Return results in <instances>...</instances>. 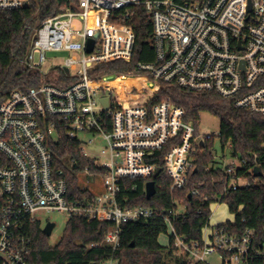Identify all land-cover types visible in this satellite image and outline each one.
I'll use <instances>...</instances> for the list:
<instances>
[{"label": "built area", "instance_id": "2783aa9c", "mask_svg": "<svg viewBox=\"0 0 264 264\" xmlns=\"http://www.w3.org/2000/svg\"><path fill=\"white\" fill-rule=\"evenodd\" d=\"M25 4L29 0H0V11L24 9ZM133 7H142L151 18L154 59L137 65L139 77L115 76L119 80L114 88L104 83L109 77L94 80L89 72L117 60L130 62L134 34L109 20L113 12ZM34 36L21 63L38 74L40 84L13 91L0 104V264H28L30 227L40 224L43 229L42 218L50 213L111 224L101 244L88 247L110 250V258L102 264H119L114 255L123 225L156 218L170 232L177 254L189 262L207 264L205 258L215 255L220 264H264V235L258 238L253 230L237 232L225 223H208L199 240L188 243L172 227V220L181 215L177 208L121 209L116 201L122 180L155 176L159 168L152 163L154 155L175 140L179 145L171 148L164 169L172 178L171 192L182 191L199 148L210 137L195 135L192 122L184 121V111L170 102L118 108L119 94L124 99L131 95L133 83L123 84L124 79L162 82L192 94L214 93L233 100L237 109L264 116V0H76L75 11L46 19ZM90 39L94 45L88 54ZM48 52L71 55L62 66L44 72ZM57 70L71 81L68 85L50 83L57 81ZM103 98L109 102L106 111L100 103ZM57 128L77 140L87 158L80 136L92 137L87 145L95 136L103 138L105 147L97 157L103 162L92 159L104 172L102 194L79 200L68 197L65 181L53 173L46 145ZM239 167L232 162L222 168L223 194L248 187V182L235 177Z\"/></svg>", "mask_w": 264, "mask_h": 264}, {"label": "trees", "instance_id": "16d2710c", "mask_svg": "<svg viewBox=\"0 0 264 264\" xmlns=\"http://www.w3.org/2000/svg\"><path fill=\"white\" fill-rule=\"evenodd\" d=\"M182 3L183 0H175ZM76 10V0H29L26 8L15 11H0V104L13 91H25L40 84L36 72H31L21 63L28 51L34 30L43 21L64 13ZM112 25H123L130 28L135 43L130 62L117 60L90 70L89 76L94 80L105 79V85L116 88L119 78L115 76L136 75L140 72L138 64L153 62L152 22L142 7H133L115 11L109 20ZM57 81H48L55 86L64 87L71 81L64 72L56 71ZM132 84L131 95L124 99L121 94L117 99L118 108L143 106L151 108L162 102L181 108L185 113V122L197 126L199 114L206 112L219 120L218 140L221 150L230 149V155L240 167L235 177L248 182V187L235 192L223 194L225 172L217 167L213 156V136L203 142L195 157L193 169L188 175L185 188L171 192L172 178L164 169L166 156L171 148L179 145V140L170 142L156 153L152 163L160 173L147 179H125L119 184L120 192L116 197L121 209L138 207L163 211L176 210L173 204L178 202L184 213L172 220L175 234L185 242L199 240L201 230L209 223L210 206L224 203L234 216L233 224L226 222L228 228L237 232L253 230L258 238L264 235V116L245 112L234 106L233 100L223 99L214 93L192 94L180 90L171 84L162 82H143L139 78L124 79V84ZM137 81V82H136ZM136 83V85H135ZM138 85V86H137ZM145 102H143V100ZM106 129L110 126L107 123ZM195 135L196 130H195ZM46 145L52 155V170L55 176L62 178L67 185L68 197L71 200L90 198L91 192L80 185L78 175L84 171L97 175L104 172L94 166L92 159L84 157L80 143L71 140L62 128H57L54 136L46 138ZM258 166L261 176L255 178L253 169ZM154 182L156 194L147 200L145 184ZM197 194L192 196L191 192ZM190 196V198H189ZM239 208H242L239 211ZM111 224L89 221L85 218L72 217L68 220L59 243L51 248L48 237L42 233L41 225L30 227L32 238L28 264H102L110 258L111 252L104 247L88 248L101 244ZM166 233L162 220L156 218L148 223L137 222L122 226L120 247L114 258L119 264H202L192 263L179 256L171 245L158 244V237Z\"/></svg>", "mask_w": 264, "mask_h": 264}, {"label": "rangeland", "instance_id": "374dc122", "mask_svg": "<svg viewBox=\"0 0 264 264\" xmlns=\"http://www.w3.org/2000/svg\"><path fill=\"white\" fill-rule=\"evenodd\" d=\"M69 55L71 54H68L66 52L46 53V64L42 67V70L44 72H47L48 69L52 66L53 67L62 66L63 60L66 59ZM126 84H130V82L127 81ZM145 100L146 99H144L143 102H145ZM195 130H196L197 135L214 137L212 153L217 163V167L224 168L225 166L230 165L232 162L235 163L236 167H238L237 160L232 158L230 155V149L226 147L223 151L221 150L220 143L217 137L219 134V120L216 117H213L209 113L201 112L199 114V118H198L197 126ZM79 139L82 143L83 152L86 153L90 159H98V161L102 163L103 160L97 157L99 156L100 151L105 147V142L103 138L101 136L93 137V142L91 145H87L86 143L88 142V140L92 139V137L88 135L80 136ZM175 161H176V158L175 160H173L174 164H175ZM78 181L80 185L84 188H87L91 192V194H102L103 193V188L101 185V177L97 175L95 176L93 174H89L84 171L83 173L78 175ZM242 184L243 182H239V185H242ZM176 211L178 214H182L184 212V209L178 206ZM210 213H211V216L209 219L210 225L224 224L227 221L232 222L234 219V216L229 213L228 207L224 203L213 204L210 208ZM42 219L44 222L43 225H45L46 223L45 221L47 220L55 225L47 240L48 246L53 248L59 243L63 235V231L68 222V217L64 214L50 213V214L45 215ZM169 236H170V232L167 230L166 233L161 234L158 237V244L162 247H167L169 243ZM205 261L207 264H220V260L215 255L206 257Z\"/></svg>", "mask_w": 264, "mask_h": 264}, {"label": "water", "instance_id": "95a60500", "mask_svg": "<svg viewBox=\"0 0 264 264\" xmlns=\"http://www.w3.org/2000/svg\"><path fill=\"white\" fill-rule=\"evenodd\" d=\"M26 7V4L25 6ZM36 36H33L32 40H35ZM93 45H94V40L93 39H90L88 40V43H87V47H86V52L89 54L91 53L92 49H93ZM241 69L243 70V64L241 63ZM100 103L102 104L104 110L106 111L108 109V98H103L100 100ZM161 169H157L156 170V173H155V176L158 175L160 173ZM253 176L255 178H258L261 176V172H260V168L258 166H256L254 169H253ZM156 194V190H155V184L154 182L150 181V182H147L145 184V197L147 200H150L154 195ZM190 198V196H189ZM54 224L53 223H47L45 224L44 228L42 229V233L49 237L53 228H54Z\"/></svg>", "mask_w": 264, "mask_h": 264}, {"label": "crops", "instance_id": "0c3cea01", "mask_svg": "<svg viewBox=\"0 0 264 264\" xmlns=\"http://www.w3.org/2000/svg\"><path fill=\"white\" fill-rule=\"evenodd\" d=\"M228 222V221H227ZM214 225H217V224H214Z\"/></svg>", "mask_w": 264, "mask_h": 264}, {"label": "bare ground", "instance_id": "6f19581e", "mask_svg": "<svg viewBox=\"0 0 264 264\" xmlns=\"http://www.w3.org/2000/svg\"><path fill=\"white\" fill-rule=\"evenodd\" d=\"M91 18H93V17H91Z\"/></svg>", "mask_w": 264, "mask_h": 264}]
</instances>
